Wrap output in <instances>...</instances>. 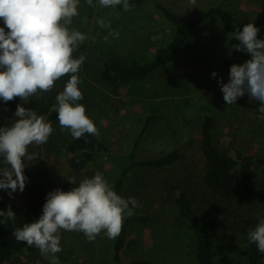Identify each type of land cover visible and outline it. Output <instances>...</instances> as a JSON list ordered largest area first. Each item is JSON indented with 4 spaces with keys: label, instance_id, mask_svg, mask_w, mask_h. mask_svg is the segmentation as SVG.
Here are the masks:
<instances>
[{
    "label": "rangeland",
    "instance_id": "1",
    "mask_svg": "<svg viewBox=\"0 0 264 264\" xmlns=\"http://www.w3.org/2000/svg\"><path fill=\"white\" fill-rule=\"evenodd\" d=\"M156 4L185 16L221 5L235 14L237 29L242 31L246 24L254 23L260 29L258 39L264 40V0H195L194 3L192 0H146L142 8L127 12L120 11V5L102 8L99 0H93V6L86 1L80 2L79 15L73 18L70 26L88 37L74 53V58L85 56L78 73L83 93L78 103L85 106L86 115L95 123L98 136L107 149L83 171L74 172L69 165L72 155L68 150L72 137L46 116L54 131L46 144L29 146L28 154L32 159L25 158L24 191L17 189L9 196L11 190L0 189V200L24 208L31 173L42 178L48 194L69 183L67 179L71 177H75L78 185L82 179L91 178L99 171L118 195L137 201V206L129 205L130 216L146 218L145 222H135L129 228L124 264L138 259L151 264H197L194 235L181 220L173 196L162 195L157 188L144 187L142 177L150 174L143 169H130L125 177L122 174L131 166L133 154L137 161H145L177 150L193 158L200 128L208 116L216 121L214 139L219 147L230 151L229 144L233 142L246 154L264 157V114L257 111L259 102L247 93L233 105L224 101L218 81H229L223 61L234 39L229 40L231 34H226L219 26L212 31L213 38L203 46L201 57L194 52H182L170 66L138 84L137 94L125 85L101 80L106 59L128 62L147 50L151 42L159 46L169 41L172 28ZM98 19L110 23L111 27L101 28L96 22ZM3 26L0 20V27ZM110 31L119 32V37L110 36ZM146 52L153 54L155 48L150 47ZM242 54L245 61L251 58L249 54ZM213 72L217 73L216 77H212ZM69 78L64 76L56 81L50 92L40 94L47 102L46 109L48 106L53 111L56 96L63 91ZM3 109L10 119H16L7 108ZM148 122V129L136 145ZM205 168L203 161L192 160L188 168L177 170L175 175H189V180L199 185ZM188 169L186 175L184 171ZM255 173L256 193L248 204L227 202L207 192L195 196V209L213 234L216 264L247 262V234L264 219V167L256 166ZM122 179L124 187L118 193V183ZM60 236L62 251L56 254L60 264H118L113 253L114 240L103 232L92 242L82 232L61 230ZM4 264H50V260L40 253L34 257L21 254Z\"/></svg>",
    "mask_w": 264,
    "mask_h": 264
},
{
    "label": "clouds",
    "instance_id": "2",
    "mask_svg": "<svg viewBox=\"0 0 264 264\" xmlns=\"http://www.w3.org/2000/svg\"><path fill=\"white\" fill-rule=\"evenodd\" d=\"M86 3L93 6V0ZM79 5L80 0H0V20L4 24L0 27V99L7 104L19 98L26 104L31 97L40 98L41 93L54 88L56 81L69 76L63 91L56 96L53 110L58 114L61 129L69 130L74 139L85 134L99 135L95 123L86 115L85 106L78 103L83 99L78 73L85 56L74 58V53L88 39L86 34L70 27L73 18L79 15ZM118 5L124 11L131 10L129 0H99L102 8ZM96 22L101 28L111 27L103 19ZM259 31L254 23H248L242 31L232 32L229 40L234 37L239 43L231 44V49L251 58L233 64L228 83H218L228 105L247 93L259 102L257 111L264 114V40L258 39ZM109 35L118 38L119 32L110 31ZM211 75L216 77L217 73ZM23 105H17L11 126L0 127V189L11 190L9 196L17 189L24 191L25 158L32 159L29 146L46 144L54 131L43 115ZM67 180L74 185L71 190L57 188L49 192L42 215L12 233L18 242L39 249L50 264H60L56 254L62 251L61 230L82 232L89 242L102 232L114 240L122 231L125 216L132 215L130 203L137 206L135 199L118 195L99 171L78 185L75 177ZM0 217H5L0 223L16 221L10 206L6 212L0 210ZM247 238L264 253V219L249 230Z\"/></svg>",
    "mask_w": 264,
    "mask_h": 264
},
{
    "label": "trees",
    "instance_id": "3",
    "mask_svg": "<svg viewBox=\"0 0 264 264\" xmlns=\"http://www.w3.org/2000/svg\"><path fill=\"white\" fill-rule=\"evenodd\" d=\"M86 0H80V2ZM131 10L142 8L146 0H129ZM156 8L163 15L166 22L171 26V38L162 45L151 42L147 50L141 51L133 56L128 62L117 58H109L103 62L100 78L108 84L125 85L137 94L136 87L145 83L160 69L170 66L177 56L182 52H194L199 57L204 54V45L213 38L212 31L216 26L221 27L226 34H232L237 30L235 14L221 5L210 7L206 11L195 13L191 16L180 15L162 4H156ZM120 11H124L122 5ZM127 12V11H124ZM231 44L239 43L233 37ZM150 47L155 48L153 54L148 55L146 51ZM131 56V55H130ZM245 58L240 51L229 48L225 55L223 65L226 74L229 76L230 67L233 64H242ZM46 101L37 98H30L25 104L16 98L4 103L0 99V127L11 126L14 120L10 119L4 112L7 108L12 114L15 113L18 104H24L37 112L38 115L46 116L55 125L59 126L58 114L50 111ZM51 104H53L51 102ZM47 111V112H46ZM151 119V118H150ZM149 123L139 135L136 145L140 142ZM216 121L213 117H206L200 128L199 142L196 145L192 157L182 154L180 151H172L154 160L137 161L134 154L131 155V166L127 168L122 177H125L130 169L140 168L150 174L143 176L144 187L157 188L162 195L173 196V204L183 222H185L193 233L196 241V262L197 264H216L214 253V238L211 231L203 224L198 212L195 209L196 197L201 192H207L212 196L221 198L224 201L234 204L250 203L256 193V166L264 167V157L255 154H246L236 148L230 142V151L224 150L214 139ZM65 131L71 136L70 131ZM72 137V136H71ZM105 142L94 135L85 134L80 139L72 140L68 150L72 155L69 159L70 168L74 172L83 171L88 165L96 161L106 151ZM200 160L205 164V174L197 185L193 179L189 180V169L184 171L187 176H176L179 169L188 168L192 160ZM146 173V174H148ZM30 185L25 190L24 208L13 206L4 200H0V210L7 211L9 206L16 214V221L12 223H0V264L12 261L15 256L27 254L36 256L40 253L35 246H28L25 242H18L12 233L16 228H22L24 223H31L37 220L43 212V205L46 202L47 188L41 177L31 173ZM141 181V180H140ZM74 187L69 183L62 184L59 189L69 191ZM124 187V179L118 183V193ZM5 217H0V221ZM145 217L125 216L120 235L114 239L113 253L118 264H124V253L128 244V231L135 222H145ZM129 264H151L148 260H133ZM246 264H264V253H260L254 243L249 242V252Z\"/></svg>",
    "mask_w": 264,
    "mask_h": 264
}]
</instances>
